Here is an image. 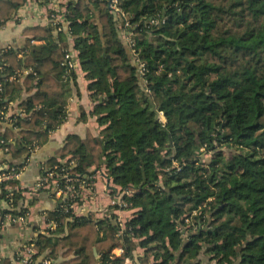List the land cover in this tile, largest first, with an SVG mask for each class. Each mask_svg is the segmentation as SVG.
Segmentation results:
<instances>
[{"label": "trees", "instance_id": "16d2710c", "mask_svg": "<svg viewBox=\"0 0 264 264\" xmlns=\"http://www.w3.org/2000/svg\"><path fill=\"white\" fill-rule=\"evenodd\" d=\"M30 1L0 0V28ZM119 6L133 48L107 0H70L63 21L52 13L47 27L26 29L23 49L0 55V109L8 113L9 95H28L20 114L1 121L0 151L21 160L40 147L42 133L64 124L66 89L76 82L66 62L71 50L105 127L101 138L70 136L59 151L70 159L49 163L44 176L53 174L65 196L46 216L55 230L31 243L34 263L65 248L74 264H125L140 247V264H264V0ZM9 166L0 173L24 168ZM93 167L130 194L126 208L111 207L137 210L125 228L114 214L96 220L74 213L77 186ZM19 184L0 183V232L6 216L30 212Z\"/></svg>", "mask_w": 264, "mask_h": 264}, {"label": "crops", "instance_id": "0c3cea01", "mask_svg": "<svg viewBox=\"0 0 264 264\" xmlns=\"http://www.w3.org/2000/svg\"><path fill=\"white\" fill-rule=\"evenodd\" d=\"M70 0H36L21 8L14 18L0 28V55L6 50H16L24 48L26 41L31 36L25 31L29 28L47 27L51 20L52 13L66 11L65 5ZM73 49V40L69 41ZM42 42L35 41L34 45H41ZM77 54V53H76ZM20 59V58H19ZM76 82L70 83L66 89L67 94V119L64 124L51 134L42 133L40 136V147L31 155L23 157L21 160H14L13 156L5 151H0V170L9 168V164L24 167L19 176V188L23 191L25 204L29 207L30 214L25 224H9L0 232V264H16L17 255L23 252V247L31 246V243L40 234H45L50 225L46 223V216L54 212L61 203L60 198L53 189H40L37 191V184L41 178L49 171V163L56 159L58 162H66L69 156L62 159L59 151L65 147L70 136L80 139L101 138L105 127L99 125L97 117L93 115L96 103H94L88 90L89 82L81 66L76 69ZM28 95L14 93L7 98L9 116L18 115L22 112L21 104ZM161 122H165L163 116ZM1 124V121H0ZM92 176L85 182L77 186L79 201L74 205V213L79 218L92 216L96 220L108 218L115 215L123 225H125L137 210H126L115 212L112 210V183L106 178L105 169H91ZM18 189V188H17ZM51 228V227H50ZM55 230V227L53 228ZM67 230L64 235H67ZM93 257L95 262L100 261V254L94 246ZM68 249L59 248L51 256L56 264H74L73 253L67 254ZM116 255H120L119 249L115 250ZM144 255V249L137 247L133 259H128L125 264H140L138 259ZM150 264H154L151 261Z\"/></svg>", "mask_w": 264, "mask_h": 264}, {"label": "built area", "instance_id": "2783aa9c", "mask_svg": "<svg viewBox=\"0 0 264 264\" xmlns=\"http://www.w3.org/2000/svg\"><path fill=\"white\" fill-rule=\"evenodd\" d=\"M33 1H36V0H33ZM33 1H30V2H33ZM29 2V3H30ZM108 2V8L110 9V12L117 18L120 20L121 22V26L122 28L124 29V32L122 34V38L127 42V44L133 48L134 47V44L131 40V38L129 37L128 35V32H129V28L131 27L128 20L126 19V16H124V14L122 13L121 9H120V6H119V0H107ZM28 4V3H27ZM26 4V5H27ZM66 13V11H60L59 13H57V20L58 21H63V15ZM66 62L69 66L70 69L72 70H75L77 68H79L80 66V62L78 60V55L76 54V52L74 50H71L69 51V53L67 54L66 56ZM141 72L143 73L144 75V65L141 64ZM14 80V78H12ZM3 91V84L0 82V93ZM162 116V115H161ZM9 120V114L8 113H5L3 110L0 109V121H5L7 122ZM19 176L20 175H7V174H1L0 173V183L2 182H5L7 180H10L11 178H15V179H19ZM53 174H48L46 176H43L41 178V180L39 181V183L37 184V191L40 190V189H53L54 191H56V193L58 195H62L63 193L61 191H57V188H58V183L56 181V179H53ZM67 182L70 183L72 180L71 179H68V176H64ZM110 183H112V181H109ZM112 189L110 190V193L112 194V202H111V205L112 207H119V208H126V204L124 203V195L126 196H130V194H123L121 193V190L117 187L114 186V184L112 183ZM67 192L68 193H71V194H74V188H68L67 189ZM62 196H65V195H62ZM119 211H124V210H115V212H119ZM126 211V210H125ZM29 214L30 212L25 215V216H22V217H19V218H12L10 215L6 216V220L5 222L3 223L2 225V229L5 228L7 225L9 224H25L26 222V219L29 217ZM187 222H189L187 220ZM116 223L118 225L121 226V228H125V225H123L119 220H116ZM51 226V229L53 230L54 226L53 225H50ZM119 252L122 253V249H119ZM37 254V251L35 249V247L31 244V246H25L23 247V252L21 251L20 252V259H18L16 261V264H56V262L54 260H52L51 258H46L44 256L40 257L38 259V261H36L34 263L33 261V257Z\"/></svg>", "mask_w": 264, "mask_h": 264}, {"label": "rangeland", "instance_id": "374dc122", "mask_svg": "<svg viewBox=\"0 0 264 264\" xmlns=\"http://www.w3.org/2000/svg\"><path fill=\"white\" fill-rule=\"evenodd\" d=\"M121 28V27H120ZM124 32V31H123ZM123 32H122V34H123ZM123 37V36H122ZM188 225V224H187ZM192 227V225H190V226H188L187 228H188V230L190 229Z\"/></svg>", "mask_w": 264, "mask_h": 264}]
</instances>
